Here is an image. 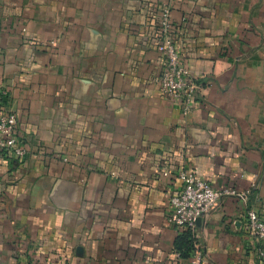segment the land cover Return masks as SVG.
<instances>
[{
    "label": "crops",
    "instance_id": "1",
    "mask_svg": "<svg viewBox=\"0 0 264 264\" xmlns=\"http://www.w3.org/2000/svg\"><path fill=\"white\" fill-rule=\"evenodd\" d=\"M162 4L185 118L157 84ZM0 85L26 149L0 157V264H189L166 224L183 171L246 194L197 227L203 264H261L264 0H0Z\"/></svg>",
    "mask_w": 264,
    "mask_h": 264
},
{
    "label": "built area",
    "instance_id": "2",
    "mask_svg": "<svg viewBox=\"0 0 264 264\" xmlns=\"http://www.w3.org/2000/svg\"><path fill=\"white\" fill-rule=\"evenodd\" d=\"M159 29L157 50L164 58L163 70L157 80L159 91L163 96L179 104L181 116L185 118L191 111L199 86L181 61L173 37L170 7L167 4H162L159 8ZM8 101V88L0 85V107L5 106V109L0 111V157L11 155L16 159H23L26 156V149L18 133L17 114L7 106ZM177 179L181 182V188L177 194L169 198L166 224L179 233L183 231L192 233L195 241L189 264H203L204 254L197 241V227L206 221L220 199L235 197L246 201V194L232 189H215L191 171L179 173ZM246 229L255 243V252L260 263L264 264V213L248 209Z\"/></svg>",
    "mask_w": 264,
    "mask_h": 264
},
{
    "label": "trees",
    "instance_id": "3",
    "mask_svg": "<svg viewBox=\"0 0 264 264\" xmlns=\"http://www.w3.org/2000/svg\"><path fill=\"white\" fill-rule=\"evenodd\" d=\"M180 236H181L180 238H182L183 240L186 241V243H188V248L187 249H188V256H189V259H190L191 254L193 252V245H194L195 239H194L192 233L189 232V231L181 232Z\"/></svg>",
    "mask_w": 264,
    "mask_h": 264
}]
</instances>
